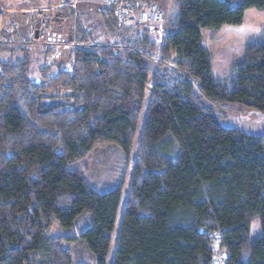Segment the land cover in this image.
Returning a JSON list of instances; mask_svg holds the SVG:
<instances>
[{
    "label": "trees",
    "instance_id": "trees-1",
    "mask_svg": "<svg viewBox=\"0 0 264 264\" xmlns=\"http://www.w3.org/2000/svg\"><path fill=\"white\" fill-rule=\"evenodd\" d=\"M110 1L99 18L113 42H95L83 11L66 4L55 17L70 23L69 40L60 27L42 40L48 56L67 47L61 60L31 77L27 56L0 59V264H73L67 238L50 229L82 217L76 239L106 264L121 186L98 191L74 169L105 144L133 158L112 264H213L221 252L224 264H264V132L228 117L264 114V29L220 80L200 42L201 29L241 25L264 0H173L160 46L139 23H119ZM61 89L73 105L57 101Z\"/></svg>",
    "mask_w": 264,
    "mask_h": 264
},
{
    "label": "rangeland",
    "instance_id": "rangeland-1",
    "mask_svg": "<svg viewBox=\"0 0 264 264\" xmlns=\"http://www.w3.org/2000/svg\"><path fill=\"white\" fill-rule=\"evenodd\" d=\"M37 1L45 2L46 0H0V30L3 26L4 20L8 21V23H11L12 17L15 18V22L12 23L9 29H6L2 36V38L6 42H8V44L0 47V59L17 60L27 56L31 77H37L38 71L42 66L50 65L53 60H56L54 56H56V58L60 57V59L57 60H61V57L63 56L61 52L67 50L66 46L60 45L56 48L58 50L57 55L55 54L53 57L48 56L46 55V47L42 43V40H44L46 37L43 39L38 38L37 40L31 38L29 32L27 31L28 24L24 20L25 17L32 18L34 16V18L36 19L38 14H42L43 11H50L48 10L50 5L48 7L33 6L35 8L27 9L30 6L32 7V5ZM50 1L53 5L59 4L60 0H47V3ZM91 4L95 6V4ZM156 5L163 13V23L154 28L145 26L140 23L139 24L151 31L150 37L156 40L160 46L162 45L164 39V34L167 26L166 24L168 23V20L176 14V11L173 7V0H161L160 3ZM71 6L75 7L76 11L80 9L77 3L74 5L71 4ZM100 6L101 5H98L97 8H93L99 9ZM18 7H24V9L17 10ZM55 8L56 9H54V13L56 15L61 7L56 6ZM82 15H86V13H83ZM62 16H64V14H62ZM99 19L100 18L94 15L93 20L90 17L89 21H87L89 23L84 24V26L88 29L89 32L92 33L95 42L104 44L107 38H109L108 41L113 42L115 39L111 36L109 37V33L106 32V29H104L103 27L102 21ZM66 21L67 20H65V22ZM33 22H36V20ZM63 25L64 19L61 18V20H56V22L54 23V28L60 27L62 29V33L64 36L63 38L65 42H67L70 38V31H68L70 23L65 24L64 26ZM263 29L264 10L258 9L246 10L241 25H225L217 30L201 29L200 42L202 47L206 49L210 55L211 71L213 77L217 80L227 77L231 73L233 64L240 61L245 45L256 41ZM30 39H32V41H36V43L25 46L15 44L17 42ZM151 79L152 78H149L147 91L148 93L152 85ZM69 90L70 89H61L60 91H65L66 93ZM61 92L59 94H61ZM67 98L68 97H64L63 99H61V95H58L57 101L61 104L72 105L71 101L68 102ZM228 117L231 124H235L243 130L255 133L264 132V114L262 113L248 110H234L233 112L229 113ZM132 167V157L131 159L126 160L123 154L115 145L106 144L98 146L83 160L74 165V169L78 170L82 174L88 185L93 189H96L98 191H105L116 186H121V201L115 228L112 234L108 256L106 259V264H112L118 231L120 228V219L126 204V197L129 189ZM88 224V220H86L85 217H82L77 221V225L73 229H62L56 222L53 223L50 229L51 236L64 239L67 238L64 240L63 245L65 248L71 251L73 264H96V260L92 256L90 251L86 248V246L80 244L76 239L78 231H83L88 226ZM260 236L261 229L259 219L255 218L250 222V242L254 243Z\"/></svg>",
    "mask_w": 264,
    "mask_h": 264
},
{
    "label": "built area",
    "instance_id": "built-area-1",
    "mask_svg": "<svg viewBox=\"0 0 264 264\" xmlns=\"http://www.w3.org/2000/svg\"><path fill=\"white\" fill-rule=\"evenodd\" d=\"M78 4L77 0H62L59 4H50L48 10L43 11L42 14H38L36 17V23H38L39 38L43 39L49 35L51 29L54 27V23L58 20L55 17L54 9L56 6L63 7L66 4L74 5ZM115 10L116 20L121 24H132L140 23L145 26L156 27L163 23V13L155 3H136L132 0H111L108 4ZM65 71L70 72L71 68L69 65L65 66ZM61 99L68 97V102L71 101L73 105V91L69 90L61 92ZM219 253L218 257L213 261V264H224L227 255Z\"/></svg>",
    "mask_w": 264,
    "mask_h": 264
},
{
    "label": "crops",
    "instance_id": "crops-1",
    "mask_svg": "<svg viewBox=\"0 0 264 264\" xmlns=\"http://www.w3.org/2000/svg\"><path fill=\"white\" fill-rule=\"evenodd\" d=\"M61 1V0H60ZM59 1V2H60ZM52 2L50 1V2H48L47 3V0L45 1V2H42V1H37L36 3H34L33 5H32V7L30 6V7H28L27 9H30V8H35V7H33V6H45V7H48L50 4H51ZM91 3H93V4H95V6H93ZM104 3H107V0H96V1H94V0H78V6L80 7V9L79 10H81V11H83L82 12V14L83 13H86V15H82L81 16V22L82 23H84V24H88L89 22H87V21H89V19H90V17H91V19L93 20V18H94V15L96 16V17H98L99 18V9H94L93 7H96L97 8V6L98 5H100V4H104ZM87 5V6H89V7H87V6H85V5ZM84 5V6H83ZM16 9V8H15ZM21 9H24V7H18V9L17 10H21ZM93 9H94V11H93ZM61 20V18H58V20ZM26 22H27V31L29 32V34L31 35L32 33H34V26H35V24H36V22H33V21H35L36 19L34 18V16L31 18V17H25V19H24ZM100 20V19H99ZM53 30H51V35H53V36H55V32H52ZM67 32V31H66ZM68 33V32H67ZM63 34V33H62ZM104 38H105V36H104Z\"/></svg>",
    "mask_w": 264,
    "mask_h": 264
},
{
    "label": "water",
    "instance_id": "water-1",
    "mask_svg": "<svg viewBox=\"0 0 264 264\" xmlns=\"http://www.w3.org/2000/svg\"><path fill=\"white\" fill-rule=\"evenodd\" d=\"M34 40H37L39 38L38 34H39V31H38V23L35 24L34 26Z\"/></svg>",
    "mask_w": 264,
    "mask_h": 264
}]
</instances>
